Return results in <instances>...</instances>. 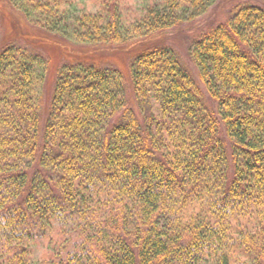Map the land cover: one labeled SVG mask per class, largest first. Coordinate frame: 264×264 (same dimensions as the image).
<instances>
[{
	"label": "trees",
	"instance_id": "trees-1",
	"mask_svg": "<svg viewBox=\"0 0 264 264\" xmlns=\"http://www.w3.org/2000/svg\"><path fill=\"white\" fill-rule=\"evenodd\" d=\"M94 2L0 0V264H264V0Z\"/></svg>",
	"mask_w": 264,
	"mask_h": 264
},
{
	"label": "rangeland",
	"instance_id": "rangeland-1",
	"mask_svg": "<svg viewBox=\"0 0 264 264\" xmlns=\"http://www.w3.org/2000/svg\"><path fill=\"white\" fill-rule=\"evenodd\" d=\"M74 2V7H78L84 10H90V11H95L97 9V5L94 2V0H72ZM219 4L215 6L216 8H213V10L209 13L206 14L205 17H203L202 20L197 21V26L201 27V25L204 24V22H210V19L213 18V16L219 14V18L221 16H224L225 14V6H230L231 4H236L237 2L240 1V4L246 3V2H251V1H257V0H218ZM230 2V3H229ZM229 3V5H228ZM214 14V15H213ZM207 27H205L206 29ZM176 44L174 43L175 49L180 56L181 61L183 62L184 65L188 66L191 68L194 72L195 75H197L198 71L196 67L194 66V63L191 61V55L189 54L188 51V43L184 40V38H181L179 40H176ZM128 100L130 102L133 101L132 95L129 93L128 90ZM39 252H37L38 254Z\"/></svg>",
	"mask_w": 264,
	"mask_h": 264
}]
</instances>
